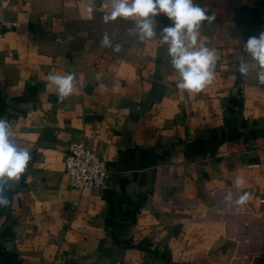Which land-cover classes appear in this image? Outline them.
<instances>
[{
	"label": "crops",
	"instance_id": "0c3cea01",
	"mask_svg": "<svg viewBox=\"0 0 264 264\" xmlns=\"http://www.w3.org/2000/svg\"><path fill=\"white\" fill-rule=\"evenodd\" d=\"M193 3L216 17L196 45L215 49L216 67L189 94L159 38L162 13L140 42L133 19L104 22L110 0L91 19L88 0H0V118L31 154L0 207V264H264V84L238 71L250 58L234 33L237 11L264 0ZM70 72L77 90L60 102L46 76ZM75 141L105 161L103 188L67 186Z\"/></svg>",
	"mask_w": 264,
	"mask_h": 264
},
{
	"label": "clouds",
	"instance_id": "9594fccd",
	"mask_svg": "<svg viewBox=\"0 0 264 264\" xmlns=\"http://www.w3.org/2000/svg\"><path fill=\"white\" fill-rule=\"evenodd\" d=\"M110 3L112 11L103 16L104 22L117 18L133 19L134 27L129 31L140 42L157 37L153 18L164 14L171 21V26L163 28L159 38L162 44L168 46V55L178 81L177 88L196 94L211 84L215 78V49L202 44L197 48L196 45L202 22L211 24L216 19L215 15H207L201 7L194 5L193 0H110ZM94 6L95 0H88V19L92 18ZM101 45L113 47L107 33ZM244 47L250 62L241 58L238 71L242 76H247L250 68L255 69L258 78L264 80V32L250 36ZM113 51L119 52L120 46L116 45ZM74 80L75 73L71 72L62 75L49 73L46 76L47 87L56 90L60 102L77 90ZM10 129L9 121L0 118V207L9 205L4 193L13 183H19L31 159L28 149L18 148L10 138ZM244 183L243 177L239 176L234 181L237 188H241ZM250 198L251 193L245 192L235 203L237 206L244 205Z\"/></svg>",
	"mask_w": 264,
	"mask_h": 264
},
{
	"label": "built area",
	"instance_id": "2783aa9c",
	"mask_svg": "<svg viewBox=\"0 0 264 264\" xmlns=\"http://www.w3.org/2000/svg\"><path fill=\"white\" fill-rule=\"evenodd\" d=\"M256 79L264 84V80ZM63 174L68 187L75 190L101 189L110 177L105 161L81 141L71 142L62 153Z\"/></svg>",
	"mask_w": 264,
	"mask_h": 264
},
{
	"label": "rangeland",
	"instance_id": "374dc122",
	"mask_svg": "<svg viewBox=\"0 0 264 264\" xmlns=\"http://www.w3.org/2000/svg\"><path fill=\"white\" fill-rule=\"evenodd\" d=\"M264 32V11L240 9L235 14L234 33L244 42L250 36H258Z\"/></svg>",
	"mask_w": 264,
	"mask_h": 264
}]
</instances>
